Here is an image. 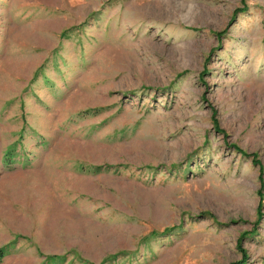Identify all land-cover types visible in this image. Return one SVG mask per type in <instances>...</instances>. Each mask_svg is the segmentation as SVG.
Segmentation results:
<instances>
[{"label": "rangeland", "instance_id": "obj_1", "mask_svg": "<svg viewBox=\"0 0 264 264\" xmlns=\"http://www.w3.org/2000/svg\"><path fill=\"white\" fill-rule=\"evenodd\" d=\"M3 246L264 264V0H0Z\"/></svg>", "mask_w": 264, "mask_h": 264}, {"label": "trees", "instance_id": "obj_2", "mask_svg": "<svg viewBox=\"0 0 264 264\" xmlns=\"http://www.w3.org/2000/svg\"><path fill=\"white\" fill-rule=\"evenodd\" d=\"M171 230V228H165L164 230H162L161 232H160V234L162 235V234H165V233H167V231H170ZM151 234L152 235H156V234H158V232L157 231H153V232H151ZM6 247L7 246H3V247H0V260L2 259V257L7 253L6 252ZM243 257H245L244 255H243ZM244 260V259H243Z\"/></svg>", "mask_w": 264, "mask_h": 264}]
</instances>
